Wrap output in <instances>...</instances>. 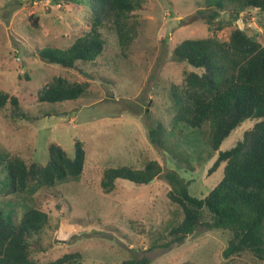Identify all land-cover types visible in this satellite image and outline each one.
Segmentation results:
<instances>
[{"label":"rangeland","instance_id":"rangeland-1","mask_svg":"<svg viewBox=\"0 0 264 264\" xmlns=\"http://www.w3.org/2000/svg\"><path fill=\"white\" fill-rule=\"evenodd\" d=\"M136 14L138 34L127 51H122L113 24L106 21L103 55L94 63L66 70L39 52L45 47L66 48L89 30L90 8L80 0H0V91L17 97L19 103L18 115L11 104L0 110L2 215L17 223L30 207L48 214L47 226L31 240L33 258L44 264L76 252L83 264H119L143 257L150 259L149 264H264L249 251L225 257L233 236L227 230L199 227L185 241L161 246L167 230L181 220L179 208L167 196L171 186L166 173L176 172L189 182L191 195L206 196L223 177L224 164L209 172L219 151L234 147L255 123L243 122L219 151L209 146V136L206 139L208 124L172 134L169 89L195 70L177 61L172 50L185 39L228 41L235 28L264 43V13L247 10L234 20L229 9L215 12L205 0H145ZM54 76L90 86L80 99L39 103L37 92ZM157 122L167 129L168 150L150 141L149 131ZM76 140L86 151L79 179L35 193L11 192L5 168L8 154L46 164L51 143L73 158ZM170 150L186 155L190 164ZM149 160L162 167L153 181L135 184L119 179L113 192H104L101 180L107 168L140 169Z\"/></svg>","mask_w":264,"mask_h":264},{"label":"trees","instance_id":"trees-1","mask_svg":"<svg viewBox=\"0 0 264 264\" xmlns=\"http://www.w3.org/2000/svg\"><path fill=\"white\" fill-rule=\"evenodd\" d=\"M144 1L80 0L93 13L90 29L66 48H43L40 57L66 70L80 63H94L106 49L102 32L106 21L113 24L122 51H127L138 34L136 11ZM205 3L215 12L229 9L234 20L247 10L264 13V0H205ZM172 53L177 61L195 69L186 74L183 83L173 84L169 89L174 108L170 121L172 134L179 136L184 127L201 130L208 124L206 139L209 136V146L219 151L224 139L243 122L255 123L234 147L219 151L209 172L224 164L223 177L206 196L191 195L189 182L176 172L166 173L171 186L167 196L179 208L181 220L167 230V241L161 246L169 248L179 244L199 227H207L232 233L225 257L249 251L264 261V43L235 28L228 41L217 37L185 39ZM89 86L88 82H71L63 76H54L37 92V101L50 104L74 101L85 96ZM8 104L18 115L17 97L0 91V110ZM149 138L153 144L168 150L167 129L163 123L157 122L150 129ZM74 148V157L70 158L59 144L51 143L46 164L8 154L5 168L11 192L35 193L40 188H53L58 183L79 179L84 171L86 151L80 140L75 141ZM170 151L180 161L190 164L186 155ZM161 173L162 167L155 160L147 161L140 169L128 165L111 167L103 172L101 187L111 193L119 179L148 184ZM48 222V214L35 207L27 209L17 223L0 211V264H44L33 258L31 240ZM149 263L150 259L143 257L125 259L119 264ZM45 264H83L82 255L67 253Z\"/></svg>","mask_w":264,"mask_h":264},{"label":"water","instance_id":"water-1","mask_svg":"<svg viewBox=\"0 0 264 264\" xmlns=\"http://www.w3.org/2000/svg\"><path fill=\"white\" fill-rule=\"evenodd\" d=\"M154 179H152L151 181H153Z\"/></svg>","mask_w":264,"mask_h":264}]
</instances>
